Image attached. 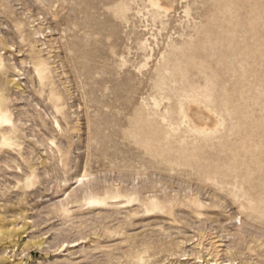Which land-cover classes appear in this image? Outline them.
Listing matches in <instances>:
<instances>
[{
	"label": "rangeland",
	"instance_id": "374dc122",
	"mask_svg": "<svg viewBox=\"0 0 264 264\" xmlns=\"http://www.w3.org/2000/svg\"><path fill=\"white\" fill-rule=\"evenodd\" d=\"M0 264H264V0H0Z\"/></svg>",
	"mask_w": 264,
	"mask_h": 264
}]
</instances>
